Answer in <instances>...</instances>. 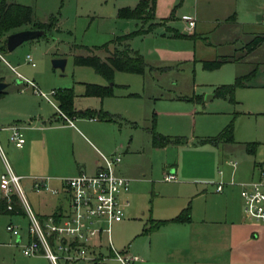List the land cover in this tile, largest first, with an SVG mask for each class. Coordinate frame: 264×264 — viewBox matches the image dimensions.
<instances>
[{
    "label": "rangeland",
    "instance_id": "obj_1",
    "mask_svg": "<svg viewBox=\"0 0 264 264\" xmlns=\"http://www.w3.org/2000/svg\"><path fill=\"white\" fill-rule=\"evenodd\" d=\"M17 1L31 7L35 21L54 17L55 26L43 37L22 42L9 55L5 53L4 41V47L0 45L1 58L14 66L15 72L33 78L39 91L52 101L51 89L71 87L77 95L76 105L82 107L100 104L98 98L83 94L82 82L105 85L110 82L91 67L74 65L73 55L92 53L102 57L106 49L113 50L111 40L116 35L150 24L117 16L119 7L134 6L137 0ZM190 4L191 0H156L154 16L158 19L172 17L171 29L154 25L152 32L131 38L130 47L146 64L143 73L115 72L112 79V93L123 96L108 100L115 103L112 105L119 109L122 121L115 131H99L98 134L105 147L122 154L118 153L122 160L127 156L122 152L124 147L130 146L133 152L129 159L133 169L127 175L134 176L138 182L132 194L123 196L128 200L125 215H147L163 202L190 200L192 191L209 186L211 174L214 173L217 180L221 174L222 178L223 173L230 172L225 161H235L236 171L241 172L249 169L253 162L264 159V41L251 50L244 46L240 53L243 65L251 72L244 80L248 86H237L231 99L219 97L215 94L216 88L234 81L233 63L222 62L208 69L202 67L201 61L231 53L232 48L224 44L226 38L221 30L202 34L196 29L194 35L192 30H185L179 18L187 13ZM27 28L21 26L14 31ZM103 44L107 45L106 49L101 48ZM26 54L34 66L24 60ZM54 58L65 59L62 69L51 66ZM3 60L0 59V76L11 84L16 78L15 72L10 71ZM229 123L232 143L199 141L216 136ZM151 126L157 133L179 136L187 143L155 148L150 142ZM247 142L255 143L253 154L244 151ZM171 168H177L179 174L170 173ZM166 174L172 178L165 179ZM187 178L191 182L185 181ZM23 194L34 211L36 195L25 188ZM9 221L8 216L0 214V264H50L41 256H25L19 251L15 237L5 230ZM20 222L26 224L23 218ZM132 228L128 225L114 231L111 226L112 247L118 253L121 249L115 240L126 247ZM100 251L105 259L98 264H115L108 251Z\"/></svg>",
    "mask_w": 264,
    "mask_h": 264
},
{
    "label": "crops",
    "instance_id": "obj_2",
    "mask_svg": "<svg viewBox=\"0 0 264 264\" xmlns=\"http://www.w3.org/2000/svg\"><path fill=\"white\" fill-rule=\"evenodd\" d=\"M8 1L22 4L17 0ZM155 9L156 0L154 2L153 19L149 23L166 27V30L171 29L170 25L173 23V18L164 16L158 19L154 16ZM189 19L193 20L192 26L187 25ZM162 21H164V24H162ZM179 23L184 26L185 30H192L193 35L196 29L200 30L202 34L221 30L226 38L224 44L230 45L232 51L220 56L228 58L225 62L233 63L235 78L250 72L247 66L243 65L240 54L241 51H244L245 44L254 36H264L261 31V25L264 26V0H191L190 9L180 16ZM153 28L139 36L152 32ZM129 42L130 40L128 41L129 48L135 51L130 47ZM5 51L8 55L12 52V50L7 51L6 48ZM135 52L137 53V51ZM0 59L3 60L1 56ZM30 61L32 62L31 57ZM203 61L205 60L201 62ZM3 62L10 71L15 72L14 66H11L5 60ZM30 66H34V63ZM15 77L13 83L10 84L0 76V81L7 83L0 96V174L8 167L15 175L21 177L22 190L25 188L27 191L34 193L31 189L33 177H50L49 184L57 187L59 185L58 177L72 176L79 172L94 173L99 160L98 152L102 151L106 154L119 153L117 149L111 151L110 148L105 147L98 132L115 131L116 126L119 127L121 124L119 109L113 107L115 105L112 104L115 103L108 99L123 96L122 94L112 93L111 90L109 96L90 95L100 100L99 106L96 107L94 104L82 107L76 105L75 96L77 95L73 93L71 87H67L73 93L72 106L75 112L73 115L67 116L60 111L54 99L52 101L46 94L39 91L33 78L23 77L18 72H15ZM82 84L84 94L85 84L87 83L82 82ZM89 84L108 85L111 86L110 88L113 85L112 82L106 85L101 83ZM241 86L245 87L248 84L243 82ZM50 91L52 94L54 90L51 89ZM86 109L107 112L112 115V119H97L94 115L87 116L80 113ZM11 126L19 127L23 138L20 146H15L9 140V128ZM201 140L199 141L202 142ZM232 142L233 139L230 142L218 141L211 143L227 144ZM186 143L187 140L184 139L182 143H170L164 147L155 148L164 149L169 146L185 145ZM245 144L244 151L247 154H253L255 145L251 146L250 152L246 150ZM122 152L126 153L127 156L123 160L120 157L115 172L129 179L128 191L125 194H132L136 190L137 187L135 186L138 182L134 176L127 175L133 169L129 163L130 155L133 152L128 145L124 147ZM263 162L264 159L253 162L249 169L240 172L235 169L236 162L235 167L232 168L225 161L226 165L231 168L230 172L223 173L222 178L221 174L217 180L216 175L211 174L212 179H208L211 182H207L209 186L192 191L189 197L190 200L186 198L163 202L158 205L155 211L154 209L150 210L147 215L141 213L135 216L124 214L120 221L112 224V229L118 231L128 225H132L133 228L126 247L115 240L116 246L121 249L120 253L116 252L119 255L121 254L122 257L130 258L128 264H264V223L248 221L242 217V200L239 195V182L255 178L257 174L256 167ZM177 170V168H171L170 173L177 176L179 174ZM185 181L191 182L188 178ZM218 181L223 182V186L220 191H215ZM34 195L37 197V203L33 212L38 216L54 213L64 206L61 194L53 195L48 192H40L34 193ZM124 199L127 200V198ZM187 205L189 206V220L181 222L166 221L156 224L159 220L172 218ZM0 214L8 216L9 222L20 225L21 238L25 240V224L22 225L20 222V218L25 219L21 207L18 214L1 211ZM112 244L113 241L111 246ZM102 249L109 252L112 262L122 264L105 247L104 241L96 248V251L102 254L100 251ZM38 256L48 260L43 255ZM132 257H135V259H132Z\"/></svg>",
    "mask_w": 264,
    "mask_h": 264
},
{
    "label": "built area",
    "instance_id": "obj_3",
    "mask_svg": "<svg viewBox=\"0 0 264 264\" xmlns=\"http://www.w3.org/2000/svg\"><path fill=\"white\" fill-rule=\"evenodd\" d=\"M187 25L192 26L193 20H187ZM25 60L33 65L28 55ZM9 130V140L15 146H20L23 138L19 127L11 126ZM98 156L94 173L79 172L58 177L57 187L49 184L50 177L32 178L31 189L34 193L48 192L63 196L64 206L46 216H38L29 208L20 176L8 167L0 174V198L4 201L5 210H12L10 198L14 196L26 220L25 240L21 238L18 223L5 225V230L15 237V245L23 255H43L51 264H98L105 257L96 248L104 241L114 257L122 264H128L130 258L120 256L112 248L110 231L112 224L120 221L124 215L128 202L123 195L128 191L129 179L115 172L120 161L119 154L98 152ZM227 163L232 168L236 165L235 161ZM256 171L255 178L239 182L241 212L245 220L264 223V162L256 167ZM171 178L170 174L165 175V179ZM222 186L223 182H217L215 191H220Z\"/></svg>",
    "mask_w": 264,
    "mask_h": 264
},
{
    "label": "trees",
    "instance_id": "obj_4",
    "mask_svg": "<svg viewBox=\"0 0 264 264\" xmlns=\"http://www.w3.org/2000/svg\"><path fill=\"white\" fill-rule=\"evenodd\" d=\"M155 0H138L132 7L123 6L117 9V16L123 19H132L139 22H148L153 19V9ZM55 18L50 16L46 22H37L32 18V9L30 6L13 3L8 0H0V45L4 47V38L14 30L27 26L28 29H40L43 30L44 35H47L48 31L54 27ZM154 24H149L146 28L140 26L130 32L116 35L112 40L113 50L108 51L107 45H101V48H105L107 53L103 58L95 54L86 55H73V64L76 66H88L93 69L96 74L102 76L107 82H112L114 71H121L127 73L142 74L145 63L143 58L132 51L128 46V41L135 37L148 32ZM264 41L263 35L254 36L250 41L245 44L246 50H251L258 44ZM227 57L220 56L214 60H205L202 62L204 68L217 67L222 62L227 61ZM251 75L249 72L246 75L237 76L231 84L220 85L216 88L215 94L222 98L231 99L234 89L242 85L244 80ZM111 86H101L96 84H85L84 95H96L99 97L109 96L111 94ZM3 92L0 91V96ZM53 99L57 103V107L62 113L67 116L73 115L75 112L72 106L73 93L70 88H61L54 90L52 93ZM83 115L95 116L97 119H112V115L104 111H93L86 109L80 112ZM150 139L151 144L154 147H164L170 143H182L184 139L180 137H169L160 135L153 130V126L150 127ZM216 143L218 141L230 142L232 141V126L231 124L225 125L220 132L213 137H208L201 140ZM255 143H246L245 147L247 151L251 152V146ZM11 211H6L4 208V201L0 198V211L14 214L20 212L19 203L16 198L12 196L10 198ZM189 220V206H185L178 214L167 220H159L156 224L166 221L181 222Z\"/></svg>",
    "mask_w": 264,
    "mask_h": 264
},
{
    "label": "water",
    "instance_id": "obj_5",
    "mask_svg": "<svg viewBox=\"0 0 264 264\" xmlns=\"http://www.w3.org/2000/svg\"><path fill=\"white\" fill-rule=\"evenodd\" d=\"M44 35L43 30L40 29H22L15 32H11L5 37V48L7 51L13 50L16 46L24 41L38 38ZM65 63L63 58H54L51 60V66L53 68L62 69ZM7 83L0 81V91L6 87Z\"/></svg>",
    "mask_w": 264,
    "mask_h": 264
}]
</instances>
